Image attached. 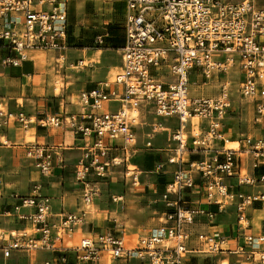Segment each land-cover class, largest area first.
<instances>
[{
    "label": "built area",
    "instance_id": "1",
    "mask_svg": "<svg viewBox=\"0 0 264 264\" xmlns=\"http://www.w3.org/2000/svg\"><path fill=\"white\" fill-rule=\"evenodd\" d=\"M69 1L0 0V47L8 52L4 62L16 67L28 52L67 51ZM122 3L121 72L79 92V112L29 116L20 107L10 111L0 103V148H23L42 176L52 172L56 147L11 143L8 134L15 126L24 132L66 128L88 141L73 173L80 192L78 210L51 221L52 199L40 194L39 185L27 196H14L2 215L30 224L31 230L10 233L0 247L2 258L8 260L13 252H43L48 256L41 264H184L188 256H203L199 264H229L215 259L226 254L240 256L234 264H264V233L250 232L252 210L264 207V192H256L264 187V8L251 0ZM102 44L103 38L96 36L93 45ZM231 69L240 77L239 96L252 107L253 133L235 141L223 132L232 105L230 82L221 79ZM194 77L206 84L218 82V95L191 97ZM110 104L118 107L111 111ZM139 104L152 107L153 134L163 129L165 120L177 122L173 146L163 151L165 162L155 166L162 174L167 166L174 167L160 194V224L127 242L119 232L107 230L72 245L71 236L88 223L98 192L94 182L124 166L125 180L134 188L139 185L140 172L132 161L135 129L141 124ZM187 125L192 126L189 131ZM111 201L122 202V197L111 196ZM228 211L234 214V234H193L200 220L213 226L216 216Z\"/></svg>",
    "mask_w": 264,
    "mask_h": 264
},
{
    "label": "crops",
    "instance_id": "2",
    "mask_svg": "<svg viewBox=\"0 0 264 264\" xmlns=\"http://www.w3.org/2000/svg\"><path fill=\"white\" fill-rule=\"evenodd\" d=\"M97 1L99 0H84L82 3L84 7H88L90 5L93 6L94 9H96ZM70 2H72V0H70L68 3ZM100 2L104 3V1ZM111 3L114 2L111 1ZM68 5L69 10L70 4ZM113 7H118L117 10L113 9L114 12L119 13V15L117 16L114 15L115 19L113 22V24L118 25V27H106L107 29L103 28L101 21L98 18L99 13L96 17H94V20H92L90 16H87L89 18L87 20L85 18L82 19L80 25L77 23L78 28H75L76 25H72V37H75L74 39H76L74 40L72 46L74 45L75 47L79 48L72 50V48L74 47H70L71 49H68L70 51L67 52V50L64 52V54H59V57H56V61H58V59L62 56H66V65H68L69 68L81 69L82 71H86L87 67L89 69L97 68L99 64H103L106 68L103 71V74L105 75L108 74L111 68H120V50L123 48L125 43L122 21V13L124 8L122 1L121 5ZM261 8H264V6H261ZM116 18H118V22H116ZM92 23L98 24L94 25ZM106 30L107 34H96L98 32L100 33ZM116 30L120 31V36L116 32ZM92 34H94L95 36H93ZM96 36H101L103 38V44L101 46H103L104 49L93 50L89 48L91 46L96 47L93 44L91 45V41H93ZM88 41H90V43ZM97 51L99 53H106L108 51H111L115 55H118V60L109 62L104 58V54H98L97 56H95L93 53ZM28 53L31 54L32 52ZM7 56L8 52L5 51L3 47H0V103L7 105V108L10 111H16V109L20 107L23 112L29 116H37L41 114L64 115L66 113L79 112L80 108L77 105L76 100L68 103L66 98L55 95L52 92V88L47 86L46 83L49 76H47L46 74L49 75L50 71L48 66H41L39 62H36L31 58H27L25 61L20 62L18 66L13 67L4 62V59ZM83 63L85 64V66H83ZM87 63L90 64L88 65ZM58 67L59 65L55 64V68H57L56 72H59ZM105 79H107V77H105L103 80ZM44 80L45 84H43ZM191 82L195 87V89L190 92L191 97H204L203 87L208 84H206L201 77H194ZM95 84L97 83H93L91 80L90 83H86L85 86L71 88L70 90H73L72 94H75L77 92L78 95L79 92L84 90L83 88L90 90L95 86ZM212 84L218 85L216 81L212 82ZM18 101H21L20 105L18 104ZM117 107V104L109 105V109L111 111L115 110ZM139 112L141 114V124L135 129L137 144L136 153L134 154L132 161L136 158H139L141 160L139 161V163L142 164L141 170L138 171L135 167V163L133 162L135 169L140 172V175L144 173L145 175L150 176L139 177V185L138 187H135V194L137 196L138 204L132 207H129L131 205H128L129 210L123 216L124 219L132 217L136 218L135 220L139 225L137 227H129L130 230H127L126 223L124 221V223L121 222L118 224L116 221L117 217L112 218V215L114 214H110L111 218H109L113 219L112 221L115 222V227H113L115 230L113 231H118L125 238L129 237L130 240L146 236L152 229L156 228L160 224V216L164 211L163 203L160 200V194L163 191L162 183L165 184V182L170 180L171 172L173 171L174 167L167 166V172L165 174H162L155 172V166L160 162H165L167 154H165L163 151L173 146L171 134L177 127L176 120H165L163 129L161 130L163 136L160 137V141L155 143V141L151 140L152 134L151 136H149V134L145 137L147 133H145V126L147 125V123L143 122V120L145 119V114L150 115V123L148 124L150 128V124L153 119L152 107L146 104H139ZM238 115L239 113L237 112V110L233 109L232 107V112L223 122V132L225 134V137L230 141H235L232 139V135L234 130V123L238 119ZM191 127L192 126L187 125L186 130L189 131ZM27 133L34 138V143L56 147V151L58 152V154H56L54 157V161L52 162L53 168L51 174L48 176H43L45 178V184H43V187L37 184L41 187L40 194L42 196H48L52 199V217L50 218V220L55 221L61 214L77 211L78 207L80 206V192L79 186H77L73 181V173L76 169L78 160L85 155L84 149L88 144V141L74 136L66 128L53 132H47L41 129L32 128L27 132H24L17 126H15L14 129L9 132L8 139L13 144L24 145L26 143L25 137ZM139 143L143 144L139 145ZM15 148L22 150V152L25 153V150L23 148ZM30 165H32V162ZM256 192L262 193L261 191H259V189L256 190ZM28 194H30V191L26 195L21 196H27ZM4 203L6 204L4 205ZM11 204H13V201L4 202L0 199V222H3V226L0 225V247L4 246L10 239V233L14 232V234H17L21 230H31L30 224L19 222L15 218L14 220L9 219L2 215V211L4 210V208L8 207ZM260 208H262V206L260 207L259 205H257L251 212L250 232L254 235L264 233V222L256 221V216L260 213ZM211 209L215 211V208L212 207ZM90 216L91 214L87 219L88 223L85 225L90 229L84 230L85 226L77 229L76 232L71 236L72 242L76 234H79L81 238H83L95 237L101 232L107 230L112 231L113 228L111 229L104 226V221L106 220V218L94 221L92 218H90ZM107 221L109 222L110 220ZM133 222H135L134 219ZM122 225L125 227L124 229L119 228L118 230H116L118 227H122ZM213 231L222 232L225 236L234 234V214L231 211H228L224 214L217 215L215 224L213 226H208L205 221L200 220L197 224H195L193 228L194 235ZM194 243L195 242H193V244ZM47 256L48 254L43 252H39L36 256H30L21 252H13L12 256L8 260H4L0 251V264H28L29 260H32V262L34 261V263L32 264H41L42 260ZM215 259L219 261L227 260L229 264H234L241 258L238 255L227 256L226 254H218ZM202 262H204L203 256H188L185 259L184 264H199Z\"/></svg>",
    "mask_w": 264,
    "mask_h": 264
},
{
    "label": "rangeland",
    "instance_id": "3",
    "mask_svg": "<svg viewBox=\"0 0 264 264\" xmlns=\"http://www.w3.org/2000/svg\"><path fill=\"white\" fill-rule=\"evenodd\" d=\"M84 0H72V2L68 3L70 4V9L68 10V23L71 29L73 30V26L76 25L75 28H78L77 25L81 24L82 19H88L90 18L94 20L99 15L98 18L101 21L103 28L108 27H118V25L113 24L114 22V15H119L118 12H114V10H117L118 7L113 6H119L121 5L122 0H99L96 3V9H94L93 6L84 7L83 2ZM104 1V3L100 2ZM113 1L114 3H111ZM255 3V5L259 8L261 6H264V0H251ZM69 8V5H68ZM118 18H116V22H118ZM111 22V23H110ZM78 23V24H77ZM94 25H97L98 23H92ZM73 25V26H72ZM106 28V29H107ZM116 32L120 36V31L116 30ZM98 35H104L107 34V30L104 32H98L96 33ZM95 36L94 34H92ZM75 38V37H74ZM106 38V37H105ZM76 40V39H74ZM105 40V39H104ZM90 43V41H88ZM93 44V41H91V45ZM79 48L74 47L72 50ZM93 50H99L104 49L102 47H89ZM69 49V48H68ZM71 49V48H70ZM68 50L67 52H69ZM66 52V53H67ZM73 53V52H72ZM77 53V52H76ZM29 54V53H28ZM64 54V53H63ZM74 54V53H73ZM95 56L98 54H104V58L108 60L109 62H112L114 60H118V55H115L113 52L108 51L106 53H99L94 52ZM58 53L51 52V51H39V52H32L28 55V58H31L35 60L36 62H39L41 66H48L50 71L49 78L47 79V86L52 88V92L62 98H66L68 103L71 101L73 102L76 100V95L72 94L73 90L71 91V88L76 87H82L85 86L86 83H90L92 80L93 83H98L102 81L105 77H107L108 80H112L113 77L120 73L121 70L119 68H111L107 75L103 74V71L106 69L105 65L99 64L97 68H86V71H82L81 69H73L69 68L67 63L66 56H62L61 58L56 61V57L58 56ZM117 56V57H116ZM218 56L213 57V59H216ZM120 59V56H119ZM55 64L59 65L57 71V68H55ZM88 65L90 63H87ZM86 64V65H87ZM76 65V64H75ZM83 66L84 63H83ZM81 68V67H80ZM94 69V71H93ZM63 71V72H62ZM93 71V72H90ZM56 76V77H55ZM193 79V78H192ZM191 79V80H192ZM220 82V78H218ZM229 81L230 82V100L231 105L233 109L237 110L239 113L238 119L234 123V130L232 139L233 140H239L243 139L248 135H252L253 133V127L251 125V113H252V107L251 104L242 99L239 96L238 92V83L240 80V77L236 74L234 69H231L226 75H224L221 79V82L223 81ZM218 83V82H217ZM45 84V80L43 82ZM43 86V85H42ZM68 89V90H67ZM84 90H87L86 88H83ZM195 87L193 85L190 86V92L194 90ZM203 95L204 97H216L218 95V85L217 84H208L203 87ZM18 104H21V101H18ZM143 122H146L147 125L150 123V115L145 114V119ZM197 120H193V123H196ZM145 126V137L147 135L151 136L152 134V141H155L157 143L160 141V137L163 136V133L159 131L158 133L153 134L151 132V129L148 126ZM148 136V137H149ZM146 140V139H145ZM25 141L29 143H33L34 138L31 137L30 134H26ZM143 143H139V145H142ZM17 147V146H16ZM142 147V146H141ZM141 161L139 158H136L133 160L135 163L136 169L139 171L141 170L142 164L139 163ZM31 161H28L25 157V153L22 152V150L16 149L15 146H10L7 148H0V199L4 202L7 201H13L14 202V196L15 195H26L33 185H41L43 187L45 178L33 167V165H30ZM108 170L107 176L103 179L97 180L94 182L96 185V188L98 190L97 195L93 199V206L91 207V216L94 221L96 220H102L106 218L104 221V226L108 228L115 227V222H113V219L111 218L110 214L113 217H117V223H126L127 230H130L129 227H137L139 224L135 220L136 218H123V216L128 212L129 208L128 205H131L129 207L135 206L138 204L137 196L135 194L136 188L132 187L124 178L125 173V167H117ZM142 176H150L145 175L142 173L140 175ZM259 191L264 192V187L259 189ZM121 196L122 202L119 203H113L111 201V196ZM6 203H4L5 205ZM100 218V219H99ZM133 219L135 222H133ZM107 220H110L109 222ZM122 220V221H121ZM124 221V222H123ZM257 222H264V207L260 208V213L256 216ZM0 225L3 226V222H0ZM119 228H125L123 225ZM90 228L88 226L84 227V230H89ZM115 230L114 228L112 231ZM29 233V232H28ZM118 234V231H117ZM1 236V232H0ZM17 236V234H16ZM7 238V237H6ZM79 238L81 236L79 234H76L74 236V240L72 242V245H76L79 241ZM127 239H130L129 237H126ZM42 260V258H41ZM32 260L28 261V264H32Z\"/></svg>",
    "mask_w": 264,
    "mask_h": 264
},
{
    "label": "trees",
    "instance_id": "4",
    "mask_svg": "<svg viewBox=\"0 0 264 264\" xmlns=\"http://www.w3.org/2000/svg\"><path fill=\"white\" fill-rule=\"evenodd\" d=\"M71 27L69 26L68 28V37H67V44L70 47H75L74 45L72 46V44L74 43V38L72 37V32H71ZM96 47H102V46H96ZM164 185V183H162Z\"/></svg>",
    "mask_w": 264,
    "mask_h": 264
},
{
    "label": "bare ground",
    "instance_id": "5",
    "mask_svg": "<svg viewBox=\"0 0 264 264\" xmlns=\"http://www.w3.org/2000/svg\"><path fill=\"white\" fill-rule=\"evenodd\" d=\"M85 65V64H84ZM235 143L234 144H230L229 147H235ZM129 241L127 238H126V242Z\"/></svg>",
    "mask_w": 264,
    "mask_h": 264
}]
</instances>
